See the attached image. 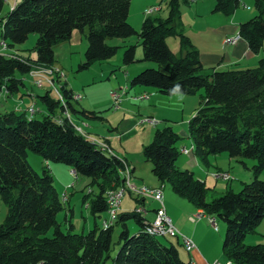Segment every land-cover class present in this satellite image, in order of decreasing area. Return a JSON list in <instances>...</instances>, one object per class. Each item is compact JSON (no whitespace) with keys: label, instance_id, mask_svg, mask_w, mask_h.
<instances>
[{"label":"trees","instance_id":"obj_1","mask_svg":"<svg viewBox=\"0 0 264 264\" xmlns=\"http://www.w3.org/2000/svg\"><path fill=\"white\" fill-rule=\"evenodd\" d=\"M5 0H0V40L13 49L35 33L33 57L0 53V88L15 93L23 85L19 76L31 73L35 65L54 63L53 47L68 40L71 32L84 34L86 46L78 68L103 61L122 47L123 65L146 61L155 67L136 72L128 87L145 86L162 95L195 94L199 99L186 122L191 153L205 167L209 158L225 153L248 168L251 178L238 191L227 187L206 199L209 188L192 171L179 169L174 162L181 153L176 147L180 135L171 126L156 127L151 140L142 146V158L150 163L151 174L170 190L188 201L206 217L224 222L221 252L233 264H264V244L246 245L245 234L264 220V56L252 67L203 68L197 49L182 31L177 0H167L164 18L144 16L136 31L127 21L130 0H17L1 15ZM238 0H214L212 10L230 15ZM254 15L240 22L237 34L252 53L264 40V0H253ZM137 36L136 44L112 45L108 38L124 41ZM176 37L177 52L166 44ZM140 47L139 58L135 48ZM57 80V75L54 77ZM67 112L82 119H99L97 112L71 104L73 92L59 86ZM45 113L39 118L23 111L0 112V200L6 207L0 223V264H190L182 261L176 247L159 236L145 232L144 218L129 211H118L113 224L103 227L95 221L85 233L61 231L55 215L62 202L53 186L49 169L42 165L35 171L26 159L30 150L43 161L62 163L75 176L88 178L89 188L83 202L93 216L107 212V190H119L124 174L122 160L112 152L100 150L95 143L74 130L72 122L62 117L59 99L45 91L37 95ZM56 118L60 119L56 121ZM131 173L132 170L130 169ZM124 176V177H123ZM90 196V197H89ZM89 197V199H88ZM136 201L139 198L135 197ZM127 220L136 227L129 234ZM119 225L115 254L110 257L111 231ZM51 229V234L46 235Z\"/></svg>","mask_w":264,"mask_h":264},{"label":"rangeland","instance_id":"obj_2","mask_svg":"<svg viewBox=\"0 0 264 264\" xmlns=\"http://www.w3.org/2000/svg\"><path fill=\"white\" fill-rule=\"evenodd\" d=\"M210 1L211 0H177L181 26L186 32L190 34L191 37H197L196 41L199 40L203 45L206 44V40H208V45H211L213 43L215 35L214 32H210L211 26L208 22H206L207 19L206 21H204L205 16L197 17L196 13L201 12L203 14L205 13L210 15L211 7H208V2ZM13 2L11 0H5L2 6L1 15H3L11 5H13ZM166 2L167 0H130L127 13L128 23L136 31H138L141 21L140 17L143 18L144 16H158L160 18H164L167 14ZM244 3L248 5L247 9H243L242 4H239L237 8L248 14V17L253 16L255 13L253 8V0L247 2L244 1ZM150 8L151 12L145 14V10H148ZM201 32L203 34L206 32V34L203 35L201 34ZM35 38L36 34L30 33L23 43L15 45L13 49H10L5 54L10 53L17 56L28 55L29 57H33L34 53L31 51V48L33 46ZM106 43L112 45H122V43L136 44L137 36L135 34L131 35L124 41L117 38H108L106 39ZM166 44L174 53L177 52L176 37L166 38ZM85 46L86 40L84 38V34L77 30H73L68 40L59 42L54 45L53 67L35 65L32 67L31 73L21 75L25 80L24 83L27 86V89H29V86H31L32 89L35 90L34 92L43 94V92L47 88V91H49V95L53 98L59 99L60 103L62 104V97L59 91V86L65 84L67 88H71V91H73L74 95H79V99H72L71 104L77 108L85 107L88 109H95L97 115L100 117L99 119L78 118L70 114L69 111L67 112L64 105L62 104V117L65 116V118L69 122H72V126L75 131L95 144L106 145V152L108 153L111 152L109 147L107 146V141L109 140L112 151L119 155L120 159L123 162L122 169L120 170L124 174H129L130 168L132 167V165L134 166L133 176H131L130 178V173L129 178L126 179L128 183L130 182V184H134L136 187L144 185L150 186L151 188H162L163 185V190H161V200L163 208L169 205L171 207V210L177 214V211L180 207L179 203H183L187 204V206H190V208L193 209L194 207L188 201L174 194L166 183L160 184L158 182V184L152 185V182L149 181V179L155 182V178L150 172V163L146 162L142 158L141 145L142 143L149 141L152 136L154 127H156L155 125H157V127H161V116H168L171 117L169 118V120L174 121V123L168 122L167 125L172 126L171 128H173L174 131L176 130L177 133L181 136L176 143V147L179 149V147L183 145L184 147L188 148L190 145V141L185 135V123L187 119L192 116V113H194V110L197 107L199 93H202V89H199L195 94L191 95L177 94V99L183 97L190 100L186 101L182 107L180 101L174 99L175 97H170L174 96L175 94L162 95L160 93H157L159 97L156 102H154L153 107H149L150 105H146L145 102L143 103V106L146 105L145 107L147 108L156 109L154 113H149L146 109L140 107L138 108V106L141 104V101H127L126 99L122 98V95L125 94V91H123V89L127 88L126 86H128L129 78L131 77H128V75H130L132 68L138 67L141 64L150 65L145 66L144 68L155 67V64L146 61H135L133 63L123 65L121 62V54L123 48L118 47L115 54L110 58L103 61H94L86 68H78V64L83 61V51L85 49ZM3 48L4 45L1 46L0 44V52L2 54L4 50ZM259 52L261 54L260 57L264 56V44ZM139 56L140 47L136 46L135 57L139 58ZM16 75L20 76L17 73ZM56 75L58 81L54 79ZM37 82L42 83L40 86H37L35 84ZM134 87L135 86L128 88V92L126 90V94L131 93ZM109 91L120 92V99H122L118 102V105L116 107H112L111 102L108 99ZM4 96V92L0 90V112H3L6 109ZM144 100H146V98ZM37 105L41 104L37 103ZM13 107L14 105L11 106V108ZM34 117L39 118L40 115L36 113ZM181 121H184V123H182ZM182 128L184 131L183 134L181 132ZM190 147L189 151L191 152ZM99 149L102 150L101 148ZM211 158L212 157L209 158L210 165L208 167H205L195 157V159L197 160L196 162L199 165L198 169L201 174H203L204 176V172L206 171L208 174L207 176L203 177L205 178L204 185L210 189L206 195V199H210L214 195L223 192L227 187H229L231 191H238L241 185L239 184V182L246 181L247 179L249 180L251 178V173L248 168L253 163L252 160L244 159L243 161L245 162L246 166L244 167L235 159H232L229 162V165L227 164L228 162L222 158H219L217 161H215V164H212ZM26 159L29 164L32 165V168L39 173L41 169L40 166L44 165V161L40 158V156L30 150H26ZM185 160L186 155L179 153L176 156L174 164L177 168L184 167L179 169H187L197 175V168L192 166L191 164L186 163ZM179 163H181V165ZM48 164L56 167V170H51V176L53 186L55 187L62 202V209L55 215V219L59 223L60 230L66 231L68 228V223H70L72 225L71 231L85 233L92 227L93 221L101 225V221L105 218V216L106 219L108 218L107 213L101 212L98 217L93 216L90 213L88 207L83 202V197L86 193L92 194L95 191V188H89L88 178L79 175L74 177L69 172L70 168L62 163H54L48 161ZM184 164H186V166ZM213 165L219 167L220 169L226 168L229 170V172L215 169ZM218 174H228L229 178L223 180L221 179V177H217ZM259 179H264V170L260 172ZM117 189L107 190V193L113 191L116 192ZM118 191H120V189ZM127 192L128 191H126L124 195L125 199L128 198ZM129 193L134 197L136 196L132 192ZM137 198L140 199L142 197ZM132 207L133 205L130 206V208ZM5 212L6 207L0 200V223L3 221ZM191 215L196 216V211L190 210L186 212L185 217L189 224L188 225L186 223V226H191V223L197 221H199L202 225L196 229V231L198 232V236L196 237V239H198L200 243V246L197 248V254L193 251L195 249V245L192 251L189 252L192 258L194 259V256L195 258H197L199 254L203 255V252L206 251V256H212V259H215L213 261L225 262L227 259L220 250V243L224 236V222L215 217L214 223L217 226V229H214V227L208 222V219L206 217H201L202 219L195 218L194 221H191L189 219ZM136 227L137 226L132 220H127V229L129 234L134 233ZM175 229L177 228L175 227ZM119 231V225L113 226V229L111 231V245L109 250L110 257L115 254L119 246V244H117ZM177 231L184 235V233L181 232L182 230L180 231L177 229ZM50 234L51 229L47 231L46 235ZM159 240L164 243L171 242L176 247L178 254L184 259H187V252L181 245H179V243L176 242V237H160ZM243 243L246 245L264 244V220H261L254 227L252 232L245 234ZM191 252H193V254ZM104 264H111L110 259H107Z\"/></svg>","mask_w":264,"mask_h":264},{"label":"crops","instance_id":"obj_3","mask_svg":"<svg viewBox=\"0 0 264 264\" xmlns=\"http://www.w3.org/2000/svg\"><path fill=\"white\" fill-rule=\"evenodd\" d=\"M11 1L13 2V0H11ZM238 1H239V4H242V8L243 9H247L248 8V5H246L244 3V1L247 2V1H250V0H238ZM213 4H214V0H211L210 2H208V7H211V12H210L211 14L210 15L205 14V13L203 14L201 12L200 13H196L197 17L205 16L204 17V21H206V19H207L206 22H208L209 25L211 26L210 32H214L215 37H214L213 43L211 45H208V40H206V44L205 45L200 43L199 40L196 41L197 37H191L190 34L188 32H186L184 30V28L182 27V31L184 32V34L189 38V40L191 41L193 46L198 51V55H199L198 58H199V61H200L201 65H202V67L203 68H215V69L252 67L256 63L257 59H259V57L261 56L259 51L263 47V44H264L263 41L264 40L262 41L261 47H260V49L258 50L257 53H252L248 49V47L246 45V42L243 39H241V38H239L234 44H224L223 41H222L224 37L234 36L235 34H237V26H238V24L240 22L248 19L249 18L248 14H246L245 12H243V11L239 10L238 8H236L230 15L224 16V15L218 13V12L214 13V11L212 10ZM140 18L142 20V17H140ZM202 32H201V34H203ZM205 34H206V32L203 35H205ZM3 49H4L3 53H6V52L9 51V49H7V48L6 49L3 48ZM263 55H264V53H263ZM51 66L53 67V64ZM145 66H150V65L149 64H141L138 67L132 68L131 69V73H130V75H128V77L129 76L132 77L136 72H138L140 69L144 68ZM19 78L22 80L23 85L19 86V90L17 92L9 93L4 88H0V90H2L4 92V95H5L4 99H5V102H6L5 103V108L6 109L3 112L10 111V110L25 112L26 108L28 106L32 105L33 108L35 109V111L33 112V115H35L36 113H38L39 115L44 114L45 113V108L39 102L38 97H37V95H41V93L34 92L35 90H33L31 86H29V89H27V86L24 83L25 80L23 79V76H19ZM126 87L127 88H125V94L122 95L123 99H126L127 101H131V102L141 101V104L138 106V108L140 107V108L148 110L149 113H154V111L156 109L147 108L145 106L146 105H150L149 107H153L154 106V102H156V100L159 97L157 92H155L150 87L137 85V86H135L132 89L131 93L126 94L128 92V88H129L128 86H126ZM69 89H71V88H69ZM46 90H47V88L45 89V91ZM126 90H127V92H126ZM142 92H146L148 94V97L146 98V100H144V99L143 100H133V99H131L132 96H134L136 94H139V93H142ZM172 95H174V94H172ZM178 95H183V94H178ZM176 96H177V94H175L174 96H170V97H175L174 99L180 101L181 107L185 104L186 101H190V100H188V98H183V97L177 99ZM108 99H109V97H108ZM109 101H110V99H109ZM110 102H109V105H110ZM144 102H145L146 105L143 106ZM37 103L41 104V105H37ZM13 105H14V107L11 108V106H13ZM79 108H83V109H86V110H94L95 111V109H92V108L91 109H88V108H85V107H79ZM181 110H182V108H181ZM169 118H171V117H168V116L163 117V116H161V121L162 122L161 123L159 122L160 125L161 126L167 125L168 122L174 123V121H170ZM181 122L184 123V121H181ZM155 126L157 127V125H155ZM174 126H176V125H174ZM185 126H186V123H185ZM156 127H154V129ZM181 130H182L181 132L183 134V132H184L183 128ZM185 135L187 137L186 131H185ZM150 139H149V141H150ZM149 141H147L145 143H142L141 146L147 144ZM107 144H108L107 146L109 147L110 151L116 157L120 158L119 155H117L116 153H114V151H112V149L110 147L109 140L107 141ZM182 147H184V146L181 145L178 150H180V148H182ZM189 147H190V145H189ZM184 155H186V160H185L186 163L191 164L192 166L197 168V175H195L192 172L194 174V176L197 179H199L201 181H204V183H205V178H203V177L208 175L207 171L204 172V176H203V174H201V172L198 169L199 165L196 162L197 160L195 159V156L191 152H189L188 154H184ZM223 157H226V158H223ZM219 158H222L225 161H227L228 165H229V162L233 159V158L228 157L225 154L220 153V154L212 156L211 163L215 164V161H217ZM43 164L49 169L50 173H51V170H56V167L49 165L48 161H44ZM179 164L181 165V163H179ZM184 165L186 166V164H184ZM244 165H245V162H244ZM213 166L215 167V169H219V170H223V171H228L229 172V170L226 169V168L220 169L219 167H217L215 165H213ZM40 168H41V166H40ZM178 168H184V167H178ZM130 169L132 170L131 174L129 172L130 178H131V176H133L134 166L132 165V167ZM70 170H69V172H70ZM247 178H250V177H247ZM149 181L152 182V185L158 184V182H159L158 180H156V178H155V182H153L150 179H149ZM242 182H245V181H240L239 184H241ZM152 188H154V187H152ZM162 190H163V185H162ZM127 194H128V198L127 199H125V196H124L125 193H124L122 199L120 200L119 211H129V210H132L135 206L141 205L147 211L146 218L149 220V219H151L153 217V210L156 207V203L153 200H151L150 198H140L139 201H136L135 197H138V196L134 197L129 192H127ZM131 205H133L132 208H130ZM179 206L180 207H179V209L177 211L178 212L177 214L171 210V207L169 205L165 206L164 211H165L166 215L169 216V218L171 219L172 224L178 230H180V231L182 230L181 232L184 233V235L188 236L191 239V241L195 245V249L193 251H194V253L197 254V248L200 246V243H199L198 239H196V237L198 236V232L196 231V229L199 228L202 225L200 224L199 221H197V222L191 223L192 224L191 226H186V223L188 224V222H187L185 216H186V212H188L190 210H194V211H196V213H198V212H200L199 211L200 209H197V208L191 209L190 206H187V204H183V203H179ZM104 219H106V216H105ZM102 221H101V225H102ZM198 224H199V226H198ZM216 229H217V226H216ZM176 242L179 243V245H181L180 244V240L177 237H176ZM220 248H221V246H220ZM191 253L193 254V252H191ZM177 254H178V252H177ZM206 254H207V252L205 251V252H203V255L199 254V256H197V258H195V256H194V259H193L192 256L190 255V253L187 252V259H184L179 254H178V257L182 261L189 262L190 264H205L206 262H210V261L215 260V259H212V256H210V255L207 257Z\"/></svg>","mask_w":264,"mask_h":264},{"label":"built area","instance_id":"obj_4","mask_svg":"<svg viewBox=\"0 0 264 264\" xmlns=\"http://www.w3.org/2000/svg\"><path fill=\"white\" fill-rule=\"evenodd\" d=\"M13 1L16 2L17 0H13ZM150 12H151V8L148 10H145L144 13L148 14ZM239 38H240L239 35L235 34L234 36L224 37L222 41L224 44H234ZM0 44H2V41H0ZM41 83L42 82H37L35 84L37 86H40ZM123 90H125V88ZM108 97L111 101L112 107H116L118 105V102L121 100L120 99V92H117V91H109ZM147 97H148V94L146 92H142V93H139V94L132 96V99H134V100L145 99ZM72 98L77 100V99H79V95L73 94ZM34 111H35V109L33 108L32 105L28 106L25 110V112H29V114H33ZM56 121H59V120H57V118H56ZM95 145L106 152V145H104V144H95ZM179 151L182 154H188L189 153V149L186 147L180 148ZM70 174H72L75 177V173L72 169L70 170ZM228 178H229L228 174L221 175V179H223V180L228 179ZM161 190H162L161 187L160 188H151L150 186H144V185L140 186V187H136L134 184L128 183V181H123V185L120 187V195L118 197H110L111 198L110 219H116L117 213L119 211L120 200L126 191L132 192L134 195H136L138 197L150 198L151 200H153L156 203V207L153 210V217L151 219L148 220L146 218L147 211L145 210V208L143 206L137 205L133 209L134 213H136L137 215L144 218V221H143L144 222V228L155 229L156 231L160 232L163 237H177V238H179L180 244L183 247V249L186 252H190L193 249L194 244L189 237L179 233L177 231V229H175V227L172 225L169 217L166 215L164 208H163V204H162V200H161V198H162ZM195 218L198 219L201 217H196L193 215H191L189 217V219L191 221H194ZM207 219H208V222L214 227V229H216V225L214 223V220L209 219V218H207ZM205 264H225V263L219 262V261H212V262H207Z\"/></svg>","mask_w":264,"mask_h":264},{"label":"bare ground","instance_id":"obj_5","mask_svg":"<svg viewBox=\"0 0 264 264\" xmlns=\"http://www.w3.org/2000/svg\"><path fill=\"white\" fill-rule=\"evenodd\" d=\"M2 45H4L3 43L1 44V46ZM40 79V78H39ZM123 91H125V90H123ZM25 113H27V114H29V112H25ZM58 120V119H57ZM189 149V148H188ZM107 151V150H106ZM190 152V151H189ZM224 175V174H223ZM221 177V174H218L217 175V177ZM124 177V176H123ZM130 183V182H129ZM120 195V191H116V192H110V193H107L105 196H106V203H107V207H108V209H107V215H108V218L106 219V220H104L103 221V227H107V226H109V225H111V224H113V222L115 221V219H110V208H111V198L110 197H118ZM196 217H206V216H204L201 212H198V213H196ZM206 218H209V217H206ZM209 219H213V218H209ZM214 220V219H213ZM145 232L147 233V234H150V235H155V236H160V237H163L162 235H161V233L160 232H158V231H156L155 229H152V228H145ZM160 237H158V238H160ZM164 238V237H163ZM225 264H233L232 262H230V261H225L224 262Z\"/></svg>","mask_w":264,"mask_h":264}]
</instances>
